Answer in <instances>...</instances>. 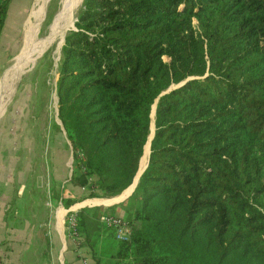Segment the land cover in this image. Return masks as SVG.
Listing matches in <instances>:
<instances>
[{
  "label": "trees",
  "instance_id": "trees-1",
  "mask_svg": "<svg viewBox=\"0 0 264 264\" xmlns=\"http://www.w3.org/2000/svg\"><path fill=\"white\" fill-rule=\"evenodd\" d=\"M75 26L54 128L87 194L66 207L131 186L157 101L149 165L108 209L126 206L131 240L101 222L104 206L83 207L82 246L97 264H264V0H84ZM95 224L113 233L101 257Z\"/></svg>",
  "mask_w": 264,
  "mask_h": 264
},
{
  "label": "rangeland",
  "instance_id": "rangeland-1",
  "mask_svg": "<svg viewBox=\"0 0 264 264\" xmlns=\"http://www.w3.org/2000/svg\"><path fill=\"white\" fill-rule=\"evenodd\" d=\"M83 1L50 0L49 3H42L40 0H14L12 3L11 0L9 4L8 13L12 12V18L24 20L15 23L14 39L10 40L11 44L7 47L8 54L3 56L5 61L1 66L2 68L0 67V97L2 98L8 93L5 103H0V135L6 126L7 128L15 127L31 131L32 169L30 177L26 175L27 179L31 178V184L27 187L26 192L32 196L33 201L47 199L48 188L50 185L52 186V181H62V185H67L73 172V154L67 145L65 132H60L54 128V122H61L58 117L56 83L59 77L58 65L62 56L65 37L71 30L76 29L75 22L83 6ZM38 2L40 5L37 4ZM34 12L43 15L37 34L41 47H38L34 55L27 59V63L17 77L14 87L8 92L6 89H2L1 83L9 75L19 56L25 25ZM1 48H3L2 51L5 50V47ZM21 97L29 98L27 99L29 104L24 110L27 120L25 119L20 123L9 122L14 104ZM27 137L29 136H26V139ZM9 138H11L9 141H14V138L17 140L20 136L18 138L10 136ZM56 178L58 180H55ZM59 189L60 187H57L56 190L50 191L52 196L58 195ZM82 194H87V192L78 188L76 197H80ZM93 199L106 200V198ZM105 207L104 205V208L98 211L99 214L108 211L105 210ZM34 209L42 210L41 207ZM94 230L97 231V234L98 232L104 233L110 237L113 235L112 231L102 224H95ZM131 259L129 256L121 260V264H125Z\"/></svg>",
  "mask_w": 264,
  "mask_h": 264
},
{
  "label": "crops",
  "instance_id": "crops-1",
  "mask_svg": "<svg viewBox=\"0 0 264 264\" xmlns=\"http://www.w3.org/2000/svg\"><path fill=\"white\" fill-rule=\"evenodd\" d=\"M11 13L7 11L0 33V67L5 61L3 56L8 54L7 47L11 44L10 40L14 39L15 23L24 20L13 19ZM1 47H5V50L2 51ZM27 99L29 98L21 97L15 102L9 122L20 123L26 119L24 110L29 104ZM2 132L0 135V254L3 264H83V259L90 264H97L89 243L82 247L84 257L82 258L69 239L66 227L67 212L77 211L78 213L83 207L101 205H105V210H108L113 205L127 203L126 200L134 191L118 199L129 187L121 195L112 198L117 199L113 204H90L91 201L104 199H86L85 202L80 201L83 203L76 202L66 207L63 197L76 198L78 188L70 182L62 185V181H52V186L48 188L47 199L33 201L32 196L26 192L31 184V178H26V175L30 177L32 169L31 131L6 126ZM10 136L13 138L20 136V138L9 141ZM26 136L29 137L26 139ZM57 187L60 189L63 187L59 189L60 196H52L50 191L56 190ZM40 207L42 210L34 209ZM115 210L118 214L125 215L126 206H117ZM107 237V234L101 233L93 238L98 241L97 257H101L104 245L108 248L106 242L109 238Z\"/></svg>",
  "mask_w": 264,
  "mask_h": 264
},
{
  "label": "bare ground",
  "instance_id": "bare-ground-1",
  "mask_svg": "<svg viewBox=\"0 0 264 264\" xmlns=\"http://www.w3.org/2000/svg\"><path fill=\"white\" fill-rule=\"evenodd\" d=\"M40 1H42V3H45V2H48L50 0H40ZM39 3L40 2H38L37 4H39ZM42 16H43L42 14H36L34 12L32 14V16L29 17L27 20V23H26L25 28H24V33H23V44H22V48L20 50L19 56H18L17 60L15 61L13 68L9 72V75L5 79H3L2 83H1L2 89H6L8 92H9V90H12V88L14 87V84H15V81L17 80V77L19 76L24 65H26L25 63H27L26 62L27 59H30V57L32 55H34V53L36 52L37 48L41 47V46H39L37 34H38V29H39V23L41 22ZM1 95H2V93H1ZM7 96H8V93L6 95H4L2 98L0 97V103L4 104L6 99H7ZM153 130H154V125H152V131ZM149 153H150V146L148 143L145 147V153L143 155L145 157H143V160L141 163V165H142L141 169H143L147 165ZM133 188H134V184L118 199H122L123 197L130 194L133 191ZM116 200L117 199L100 200V201L94 200V201H91L90 204H101V203L102 204L103 203L113 204Z\"/></svg>",
  "mask_w": 264,
  "mask_h": 264
},
{
  "label": "built area",
  "instance_id": "built-area-1",
  "mask_svg": "<svg viewBox=\"0 0 264 264\" xmlns=\"http://www.w3.org/2000/svg\"><path fill=\"white\" fill-rule=\"evenodd\" d=\"M67 232L68 237L76 250L80 253L81 257L84 258L82 251L83 235L78 228L77 211H68L66 215ZM101 222L114 229L115 237L118 241H130L132 237V226L131 224L123 219L121 215L110 214L105 211L101 216ZM81 250V251H80ZM0 264H3V260L0 254ZM83 264H90L86 259H83Z\"/></svg>",
  "mask_w": 264,
  "mask_h": 264
},
{
  "label": "water",
  "instance_id": "water-1",
  "mask_svg": "<svg viewBox=\"0 0 264 264\" xmlns=\"http://www.w3.org/2000/svg\"><path fill=\"white\" fill-rule=\"evenodd\" d=\"M156 107H157V101H156V103L153 105L152 114H151V117H152L151 133H150L149 138H148V141H147V143H146V145L149 143V146H150V153H151V143H152V139L154 138V135H155V129H156V127H155V114H156ZM60 123H61V125H62V122H60ZM152 125H154V130H153V131H152ZM146 145H145V147H146ZM144 153H145V148H144ZM143 155H144V154H143ZM142 158H143V156H142ZM142 158H141V161H142ZM149 160H150V155H149L148 163H147V165H146L143 169H141V161H140L139 170H138V172H137V174H136V176H135V178H134V181H133V183H132V184H135V185H134V189H133V191L135 190L136 186L138 185V182H139V179H140L141 175L144 173V171H145L146 168L148 167V165H149ZM132 184H131V185H132Z\"/></svg>",
  "mask_w": 264,
  "mask_h": 264
}]
</instances>
